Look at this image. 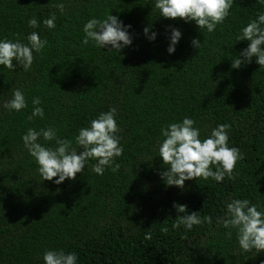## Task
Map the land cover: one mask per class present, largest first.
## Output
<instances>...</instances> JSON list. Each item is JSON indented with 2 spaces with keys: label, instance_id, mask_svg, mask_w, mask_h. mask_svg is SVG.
Wrapping results in <instances>:
<instances>
[{
  "label": "trees",
  "instance_id": "trees-1",
  "mask_svg": "<svg viewBox=\"0 0 264 264\" xmlns=\"http://www.w3.org/2000/svg\"><path fill=\"white\" fill-rule=\"evenodd\" d=\"M57 2L0 0V38L23 40L37 31L48 41L33 53L28 71L0 67V103L19 88L28 104L20 112L0 108V264H43L41 256L50 248L75 252L77 264H264V251H242L235 229L229 236L216 222L234 198L264 210V67L254 60L231 67L247 46L236 41L240 29L264 12V5L234 0L222 24L200 33L194 23L157 16L151 0H62L63 14L53 7ZM50 12L57 15L55 29L28 27V19ZM109 12L131 25L132 45L119 53L82 43L83 24ZM149 25L157 33L152 42L142 31ZM169 27L182 33L171 55ZM193 37L202 42L198 50L190 46ZM35 97L45 116L28 121ZM109 107L117 109L124 149L115 158L118 171L98 176L89 160L73 180L41 181L21 135L29 127H53L79 150L78 130ZM186 116L196 122L201 139L217 124L228 126L229 146L243 154L234 178L220 183L194 178L183 189L163 183L165 168L154 157L163 139L160 128ZM173 203L200 211L212 223L172 229ZM165 226L167 233L161 231Z\"/></svg>",
  "mask_w": 264,
  "mask_h": 264
},
{
  "label": "clouds",
  "instance_id": "clouds-1",
  "mask_svg": "<svg viewBox=\"0 0 264 264\" xmlns=\"http://www.w3.org/2000/svg\"><path fill=\"white\" fill-rule=\"evenodd\" d=\"M233 2L234 0H151L158 10L157 16L194 23L200 33L202 29L212 33L217 25L222 24L228 17ZM256 3L264 5V0H256ZM53 7L61 14L65 12V3L62 0H58ZM56 19V12H50L48 17L39 20L33 16L28 19L27 24L31 29L39 28L40 24L47 29H55ZM130 28L131 25L124 24L110 12L102 19L92 17L82 26V43L91 42L98 50L107 49L104 52L119 53L123 48L132 45ZM150 29L151 25L144 27L142 31L145 38L152 42L155 41L157 33ZM166 31V52L171 55L175 52L182 33L174 27H169ZM236 41H247V46L231 60L233 69H239L242 64L253 60L259 67H264V12L240 29ZM47 43V39L41 38L37 31L29 32L23 40L0 38V67L14 71L15 66L28 71L34 61L33 53H40ZM201 43L198 37H193L190 46L198 50ZM31 103L32 111L26 119H43L45 112L39 106L40 98H33ZM27 107L25 95L19 88L12 91L9 99L0 103V108L9 112H20ZM195 123L186 116L160 128L163 139H158L154 157H159L165 168L160 173V178L166 186L183 189L184 182L194 178H211L217 183L222 182L226 176L229 179L234 178L233 169L236 162L243 158V154L239 148L229 146L228 126L217 124L210 134L201 139L200 129L194 127ZM120 131L117 109L109 107L95 119L89 120L87 126L78 130L74 143L79 150L73 147L72 140L59 138L53 127L39 130L29 127L20 139L27 154L35 161L41 181H52L59 185L84 172L89 160L95 161L91 171L98 176L103 175L106 169L117 172L119 164L115 163V158L120 157L124 151L118 135ZM41 138L45 142L53 141L54 146L42 144ZM173 209L177 213L171 225L174 230L182 227L185 231H190L202 223H212V218L201 217L200 211L188 212L186 205L173 203ZM216 222L229 230L226 233L229 236L232 234L231 230L235 229L237 244L242 251L255 250L256 254L264 251V210H258V206L248 199L234 198L225 202L224 214L217 217ZM168 230L167 226L161 228L165 233ZM145 238L151 239V233H146ZM41 260L43 264H77L78 256L75 252L50 248L43 252Z\"/></svg>",
  "mask_w": 264,
  "mask_h": 264
}]
</instances>
